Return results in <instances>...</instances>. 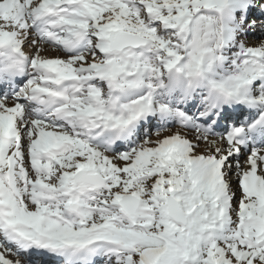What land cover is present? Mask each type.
Instances as JSON below:
<instances>
[{"label": "snow or ice", "instance_id": "1", "mask_svg": "<svg viewBox=\"0 0 264 264\" xmlns=\"http://www.w3.org/2000/svg\"><path fill=\"white\" fill-rule=\"evenodd\" d=\"M0 264H264V0H0Z\"/></svg>", "mask_w": 264, "mask_h": 264}, {"label": "rangeland", "instance_id": "2", "mask_svg": "<svg viewBox=\"0 0 264 264\" xmlns=\"http://www.w3.org/2000/svg\"><path fill=\"white\" fill-rule=\"evenodd\" d=\"M256 35L259 36V33H257ZM248 43L253 45V46H258L259 41L256 40L255 38H250Z\"/></svg>", "mask_w": 264, "mask_h": 264}]
</instances>
